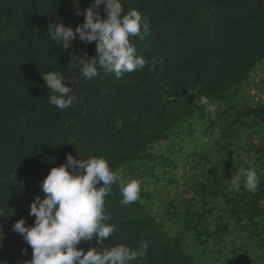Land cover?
I'll return each instance as SVG.
<instances>
[{
	"label": "trees",
	"instance_id": "16d2710c",
	"mask_svg": "<svg viewBox=\"0 0 264 264\" xmlns=\"http://www.w3.org/2000/svg\"><path fill=\"white\" fill-rule=\"evenodd\" d=\"M90 3L0 0V262L32 259L13 225L33 226L38 182L71 154L102 157L141 185L129 205L112 186L105 211L118 231L82 241L85 254L146 244L131 264H264V179L255 194L243 183L244 172L264 168V0H121L125 14L150 21L151 34L130 41L148 63L87 79L67 65L95 56L96 42L77 36L63 49L48 31L57 22L74 30L84 22L76 9ZM49 71L65 77L73 106L49 103ZM201 96L213 112L197 107Z\"/></svg>",
	"mask_w": 264,
	"mask_h": 264
},
{
	"label": "clouds",
	"instance_id": "9594fccd",
	"mask_svg": "<svg viewBox=\"0 0 264 264\" xmlns=\"http://www.w3.org/2000/svg\"><path fill=\"white\" fill-rule=\"evenodd\" d=\"M101 5L105 18L100 14ZM76 14L83 15L84 22L74 30L62 22L49 25L51 40L68 49L78 36L86 46L96 42V55L76 56L67 68H79L83 78L92 79L99 74L98 69L120 78L146 67L147 60L137 54L130 41L151 34L147 17L134 9L125 14L121 0H91L87 9L77 8ZM42 79L52 106L64 110L77 101L75 92L66 86L60 72L49 71L42 74ZM196 104L208 112L215 110L207 96H201ZM66 161L64 165L53 167L46 178L38 182L44 196L37 195L30 205L29 215L35 217L33 226L26 227L23 218L13 225L12 230L32 248V259L24 264H131L138 256H143L146 244L139 250L123 244L102 251L90 248L86 254L83 249H77L82 241L91 242L95 236L100 243L118 231L115 225L107 223L111 217L105 211L104 197L111 192L112 186L119 187L120 203L129 205L140 198L141 185L135 179L123 182L102 157L83 160L68 154ZM101 181L103 186L97 188ZM229 182L236 191L240 190V176H233ZM243 183L248 192L255 194L260 184L256 170L244 172Z\"/></svg>",
	"mask_w": 264,
	"mask_h": 264
},
{
	"label": "rangeland",
	"instance_id": "374dc122",
	"mask_svg": "<svg viewBox=\"0 0 264 264\" xmlns=\"http://www.w3.org/2000/svg\"><path fill=\"white\" fill-rule=\"evenodd\" d=\"M263 65H264V62H263ZM257 176L261 179H264V168L260 170V172Z\"/></svg>",
	"mask_w": 264,
	"mask_h": 264
}]
</instances>
